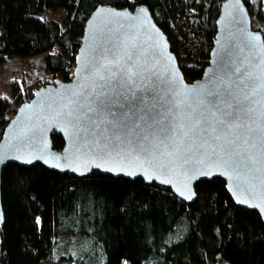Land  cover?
<instances>
[{"label": "trees", "instance_id": "1", "mask_svg": "<svg viewBox=\"0 0 264 264\" xmlns=\"http://www.w3.org/2000/svg\"><path fill=\"white\" fill-rule=\"evenodd\" d=\"M225 0H0V63L42 60L48 80L70 81L85 23L99 6H145L167 37L186 81L201 79ZM264 21V0H255ZM196 2L198 4L196 5ZM247 7L253 30L251 5ZM196 7L189 23L187 12ZM62 9V26L42 15ZM183 21L179 24V21ZM256 21V20H255ZM184 62L185 66H181ZM13 78L10 98H0L4 117L30 101L49 81ZM64 145L52 136L54 150ZM187 204L169 188L141 179L60 174L40 164H8L1 173L0 264H264V226L257 212L237 206L221 179L195 185ZM74 237L58 244L57 239Z\"/></svg>", "mask_w": 264, "mask_h": 264}, {"label": "water", "instance_id": "2", "mask_svg": "<svg viewBox=\"0 0 264 264\" xmlns=\"http://www.w3.org/2000/svg\"><path fill=\"white\" fill-rule=\"evenodd\" d=\"M215 26L208 65L201 79L190 83L185 80L167 37L155 24L147 7L137 6L133 10L97 7L85 23L70 81L56 80L54 85L40 88L30 101L18 107L3 130L0 139V234L4 225L1 173L8 164L26 167L40 164L48 170L79 177L98 172L131 181L141 179L169 188L187 204L196 199L198 182L221 179L233 202L257 212L264 226V151L256 152L257 163L252 166L251 173L233 171L218 160L188 166L180 160L168 164L167 157H156L149 163L142 156L101 155L95 137L83 131L78 133L66 115L65 105L75 99L74 93L90 84L84 69L98 48L111 47L121 53L134 49L141 62L155 67L162 79L166 77L186 89L206 85L213 78L235 80L239 76L235 73L237 67L264 79L263 36L252 30L250 13L243 0L223 1ZM53 135L63 139L64 145L59 151L53 149ZM166 164L168 166L162 168Z\"/></svg>", "mask_w": 264, "mask_h": 264}, {"label": "snow or ice", "instance_id": "3", "mask_svg": "<svg viewBox=\"0 0 264 264\" xmlns=\"http://www.w3.org/2000/svg\"><path fill=\"white\" fill-rule=\"evenodd\" d=\"M254 39V38H253ZM66 115L100 146L101 155L169 158L194 166L219 161L251 173L264 151V79L237 67L235 80L181 88L141 62L136 51L98 48ZM168 165H162L166 168ZM243 202V201H241Z\"/></svg>", "mask_w": 264, "mask_h": 264}, {"label": "rangeland", "instance_id": "4", "mask_svg": "<svg viewBox=\"0 0 264 264\" xmlns=\"http://www.w3.org/2000/svg\"><path fill=\"white\" fill-rule=\"evenodd\" d=\"M251 5L252 15L255 17L253 21L257 26L260 27V30H257L260 32L263 36L264 40V21H258L256 18L258 6L255 0H248ZM134 2V0H132ZM198 2H196V5ZM43 17L48 19H55L57 20L62 26L65 25L67 14L64 10L59 9L56 11H47L43 15ZM197 16V9L196 7H193L189 9V12H187V17L189 18L187 22L191 23L194 21V19ZM256 20V21H255ZM183 21V18L181 21H179V24ZM252 27V23H251ZM253 30V29H252ZM256 31V30H254ZM181 66H185L184 62H181ZM43 64L41 58H35V59H27V60H20V59H12V60H5L3 63H0V98L9 100L11 89H10V82L13 78H29L30 75H35L37 78L39 76V79L41 81L48 80V76L44 73ZM69 77L72 78V73L69 74ZM48 78V79H47ZM63 81L62 77H56V79L48 80L49 83L47 85H54L55 81ZM46 85V86H47ZM45 87V86H44ZM42 88V87H41ZM14 116L13 107L11 106L9 108V111L6 113L4 119L10 120ZM74 237H62L57 239L58 244H63L68 241H73ZM40 264H45L44 262H41ZM59 264H71L68 262H62Z\"/></svg>", "mask_w": 264, "mask_h": 264}]
</instances>
